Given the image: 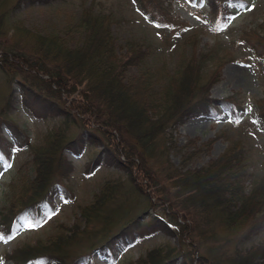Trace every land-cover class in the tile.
<instances>
[{"label": "trees", "instance_id": "1", "mask_svg": "<svg viewBox=\"0 0 264 264\" xmlns=\"http://www.w3.org/2000/svg\"><path fill=\"white\" fill-rule=\"evenodd\" d=\"M52 1L59 0H16L15 7ZM204 1L213 30L219 35L234 16L230 6L241 0ZM139 3L159 29L177 26L168 8L163 6L164 1L139 0ZM9 13L8 7L4 9L0 5V36L13 38V44L7 49L0 41V68L6 72L10 69L11 79L15 78L20 90L19 105L31 116L53 121L56 126L44 134L40 144L33 145L24 131L4 111L0 112V162L12 149H26L29 155L27 165L18 168L17 178L8 186L7 205L0 208V236L10 239L21 227L40 225L54 213L57 189L64 201L74 200L66 183L74 168L62 156L61 149L77 157L86 146H102L85 166V173L88 175L101 163L124 170L137 192V205L143 210L133 214L130 206H118L104 216L102 207L107 206L105 203L115 191L104 187L94 196L93 203L79 208L76 221L82 222L84 228L77 224L69 228L61 226L63 230L49 241L25 244L5 255L6 260L11 264H94L87 263L92 252L102 258L111 257L116 245H134L136 239L158 232L177 235L179 245L151 249L129 264H221L220 259L212 256L214 247L209 246L204 253L198 252V247L209 240L228 246L236 239L241 244L264 229V175L255 176L253 181L259 180L258 184L249 193L245 192L248 173L245 151L239 140L232 141L223 155L205 167L167 173V180L171 188L178 190L183 206L181 209L164 207L169 219L152 217L147 212L155 205L170 202L155 188L157 177L150 165L155 154L162 157L167 150L164 129L181 125L192 117L213 119L224 112L238 120L245 112V101L238 94L223 99L208 95L213 78L228 57L225 52L219 59L218 42L197 56L194 51L189 56L181 52L174 73L155 72L144 68L149 53L144 43L126 40L117 48L111 30L114 18L110 14L85 8L70 21L62 32L64 38H60L38 35L20 26L11 32L4 31L2 23ZM262 21L259 26L262 33L241 31L239 40H244L251 51L264 60V19ZM252 36L254 42L249 39ZM189 40L193 43L194 38ZM215 59L220 65L210 78L201 75L204 63ZM131 68L137 69L134 75L129 74ZM64 96L75 98L66 102ZM256 102L255 117L264 128L263 101ZM1 125L14 142L3 137ZM69 125L77 127L76 138L75 135L65 136ZM25 166L33 171L32 178L25 174ZM191 212L192 222L185 223ZM101 222V229L96 234L91 233L90 243L86 242L79 252L76 247L88 233L85 232L87 225ZM83 240H87V236ZM263 258L264 241L249 249L236 247L225 264H260Z\"/></svg>", "mask_w": 264, "mask_h": 264}, {"label": "rangeland", "instance_id": "2", "mask_svg": "<svg viewBox=\"0 0 264 264\" xmlns=\"http://www.w3.org/2000/svg\"><path fill=\"white\" fill-rule=\"evenodd\" d=\"M1 1V7L4 9L8 7L10 10L9 15L2 23L4 31L11 32L16 26H20L36 31L38 35L42 34L43 36L56 35L62 38V32L70 25V21L73 18L76 19L81 11L88 7L93 8L95 12L110 14L114 18L111 30L116 39L117 48L120 49L126 40H139L144 43L149 51L144 68L155 72L159 70L158 72L170 71V73H174L181 52L189 56L194 51L197 56L207 52L215 42L219 44L217 53L219 59L225 52L228 55L226 59H232H224L221 65L216 59L207 61L204 63L205 68L201 75L206 74V77L210 78L212 72L220 65L221 68L216 74L217 77L212 80L208 95L223 99L238 94L245 101V112L238 120L224 112L213 119L192 117L181 125L167 126L164 129L163 135L167 150L162 157L155 154V158L150 160V165L153 168L151 170L155 171H153L155 178L157 177V182H154L155 188H159L160 195L168 198L170 202L150 208L147 211L149 215L152 217L156 215L166 220L169 217L166 214L167 209L164 212V207L178 209L183 207L180 205L178 190L171 188L167 180V173L205 167L210 161L223 155L232 141L239 140L245 151L244 160L248 173V179L244 185L245 192L249 193V190L258 184L259 180L255 181L256 183L253 181L255 176L263 177L264 128L255 114L256 101L262 100V106H264V60L256 56L244 40L240 41L239 35L241 31H262L259 26L264 19V0H241L230 6L234 16L227 28L220 31L219 35L215 34L213 30V23L204 0H161L164 1L163 6L167 7L169 14L172 15L174 24L177 25L175 28L167 26L165 30L154 25L151 18L144 13L139 0H59L48 4H27L16 7V0ZM143 4H146V1ZM152 9L150 7V11ZM190 37L194 38L193 43L189 40ZM249 39L252 42L254 38L252 36ZM0 41H2L4 49L13 44V38L10 35H1ZM136 72L137 69L131 68L129 74L134 75ZM9 74L10 69L6 72L0 68V112L4 111L8 118L12 119L24 131L29 141L33 145H38L44 134L52 130L56 124L53 121H42L31 116L19 105V86H17L15 78L11 79ZM42 77L46 78L47 76ZM10 95L12 100L8 98ZM64 98L66 102H70L74 100L75 96H64L63 100ZM5 104L8 105V109ZM69 126L65 136L73 137L75 135L76 137L77 127ZM92 127L96 128L95 125ZM1 129L3 137L11 143L14 142L4 125H1ZM95 133L100 134L99 131H95ZM101 147L86 146L79 157H74L67 149L61 150L62 156L70 161L74 168L66 182L73 192L74 200L64 201L60 190L57 189L53 199L54 213L48 215L40 225L22 228L16 231L10 239L4 240L0 236V264H11L8 259L6 260L5 255L25 244L49 241V238L63 230L61 226L69 228L77 224L81 225L80 228H84L82 222L76 221L80 213L79 208L93 203L94 196L105 188H111L112 191L115 189V191L114 194L112 193L111 199L105 203L107 206L102 207L104 210L101 209L104 216L118 206L119 208L130 206L134 211H132L133 214H138L143 210L141 205H137V192L124 170L105 167L101 163L88 175L85 173V166L94 159V153ZM0 158L2 157L0 156ZM28 159L29 155L26 149L23 151L12 149L7 157L3 158L4 161L0 162V208L4 204L7 205L8 186L17 178L18 168L27 165ZM24 170L28 177H33L34 173L29 166H25ZM187 216L189 219L184 222L189 224L194 216H192V212ZM178 220H182V218H178ZM102 226L103 222L87 225L85 232L88 233L81 237L79 240L81 245L76 247L79 252L84 249L83 245L86 242L90 243L91 233H98ZM206 228L208 227L206 226ZM85 236H87V240H83ZM198 240L199 238L195 239L197 242ZM263 241L264 229L251 240L241 244L236 239H233L228 246L209 240L198 247V252L204 253L205 249L212 246L215 248L212 256L220 259L221 264H225L228 256L234 254L236 247L238 249L258 247ZM179 243L180 238L177 235L170 236L157 232L155 235L144 237V239H136L134 245L125 247L116 245L111 257L102 258L97 252H92L87 263L129 264L135 262L138 257L145 256L146 252L151 249L165 248L166 246L177 247ZM259 263L264 264V258Z\"/></svg>", "mask_w": 264, "mask_h": 264}, {"label": "bare ground", "instance_id": "3", "mask_svg": "<svg viewBox=\"0 0 264 264\" xmlns=\"http://www.w3.org/2000/svg\"><path fill=\"white\" fill-rule=\"evenodd\" d=\"M35 6V5H34ZM28 7V6H27ZM212 98V97H211ZM4 102V101H3ZM20 102V101H19ZM5 105H7V104H5ZM49 121V120H48ZM70 123V122H69ZM73 125V124H72ZM75 127V126H74ZM80 130V129H79ZM78 131V130H77ZM68 134V133H67ZM76 138V137H75ZM75 138H74V140H75ZM77 140V139H76ZM75 140V141H76ZM119 144V143H118ZM62 150V149H61ZM78 151V150H77ZM139 194H140V192H139ZM140 239V238H139Z\"/></svg>", "mask_w": 264, "mask_h": 264}, {"label": "snow or ice", "instance_id": "4", "mask_svg": "<svg viewBox=\"0 0 264 264\" xmlns=\"http://www.w3.org/2000/svg\"><path fill=\"white\" fill-rule=\"evenodd\" d=\"M29 226H38V224H30Z\"/></svg>", "mask_w": 264, "mask_h": 264}]
</instances>
